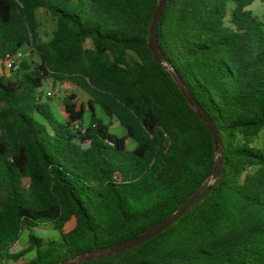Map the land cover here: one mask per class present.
<instances>
[{
    "label": "trees",
    "instance_id": "obj_1",
    "mask_svg": "<svg viewBox=\"0 0 264 264\" xmlns=\"http://www.w3.org/2000/svg\"><path fill=\"white\" fill-rule=\"evenodd\" d=\"M159 1L0 0V63L25 47L37 56L0 76V264H59L136 238L211 174L208 127L148 49ZM254 1H168L158 49L215 126L221 174L155 236L76 264H264V0L262 18ZM38 11L56 22L48 42ZM49 80L90 100L66 96L61 120L40 92ZM44 227L58 238L36 237ZM23 231L27 247L12 253Z\"/></svg>",
    "mask_w": 264,
    "mask_h": 264
},
{
    "label": "rangeland",
    "instance_id": "obj_2",
    "mask_svg": "<svg viewBox=\"0 0 264 264\" xmlns=\"http://www.w3.org/2000/svg\"><path fill=\"white\" fill-rule=\"evenodd\" d=\"M248 10L252 11V13L259 17H263V5L261 0H255L249 7ZM37 18L39 21V36L41 41L48 42L52 38V33L56 29V22L48 15H46L43 11H38ZM23 58L22 61L25 62H36L37 56L31 52L29 47H25L22 49ZM0 76H12V70H6L3 65L0 63ZM43 100L49 101L52 107L54 114L61 120L66 119L64 107H63V99L70 95L75 94L77 97L78 107L83 104L86 105L87 102L90 100V96L80 87L75 86L74 84L64 81V82H57L54 83L53 81L49 80L43 83V86L40 90ZM50 93V96H48ZM96 115L99 119H101L105 124H111L110 131L111 133L117 136H123L125 134L124 130L119 126L118 122L115 119H108L102 113L99 107L95 108ZM55 117V119H57ZM88 118L86 115L85 124H87ZM258 143H264V133H262L259 137ZM128 149H133L134 143L131 140L127 141ZM76 224L75 219H71L64 228L65 232H69L74 229ZM27 231H23L21 236L19 237L18 241L12 246L11 252L17 253L20 252L22 249L27 247ZM34 235L38 238H49V239H57L58 233L49 227H44L35 230ZM34 256L33 252L28 253L25 258L31 259ZM21 262L17 263L20 264ZM12 264V263H11Z\"/></svg>",
    "mask_w": 264,
    "mask_h": 264
},
{
    "label": "water",
    "instance_id": "obj_3",
    "mask_svg": "<svg viewBox=\"0 0 264 264\" xmlns=\"http://www.w3.org/2000/svg\"><path fill=\"white\" fill-rule=\"evenodd\" d=\"M169 0H160L151 20L150 30H149V39H148V49L151 52L152 56L154 57V60L157 64L161 65L166 71L169 72L172 79L177 84L181 94L186 99L187 103L191 108H193L198 117L206 124L208 127L210 134L214 141V166L211 174L208 176V178L204 181V183L200 186V188L194 193V195L181 207L179 208L173 215H171L169 218L164 220L163 222L159 223L158 225L154 226L144 234L130 239L128 241H125L121 244L104 248L95 252H90L87 254H83L81 256L75 257L70 260L63 261L59 264H76L80 261H87L90 259H97L102 256H109L111 254L119 253L125 250H128L130 248H133L139 244H142L146 240L150 239L151 237L155 236L159 232H161L164 228L171 225L174 220H176L178 217L181 216L189 207L190 205L198 198L200 193L209 186L212 182H214L221 174L222 171V161L220 158V140L218 137V133L215 129V126L213 123L203 114V112L199 109V107L194 103L188 92L186 91L181 79L178 77V75L175 73L174 69L171 67V65L164 59V57L161 55L158 45H157V26L158 22L160 20V17L167 5Z\"/></svg>",
    "mask_w": 264,
    "mask_h": 264
},
{
    "label": "built area",
    "instance_id": "obj_4",
    "mask_svg": "<svg viewBox=\"0 0 264 264\" xmlns=\"http://www.w3.org/2000/svg\"><path fill=\"white\" fill-rule=\"evenodd\" d=\"M22 58H23V54L22 51H20L17 52L12 57L8 58L7 60L1 62V64L6 70L11 71L17 68V64L22 60ZM48 96H50V93H48Z\"/></svg>",
    "mask_w": 264,
    "mask_h": 264
}]
</instances>
